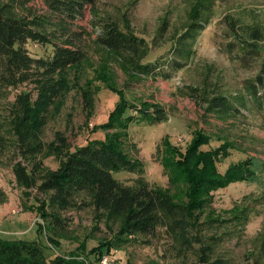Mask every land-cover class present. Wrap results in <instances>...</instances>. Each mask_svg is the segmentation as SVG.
I'll use <instances>...</instances> for the list:
<instances>
[{
	"label": "trees",
	"instance_id": "obj_1",
	"mask_svg": "<svg viewBox=\"0 0 264 264\" xmlns=\"http://www.w3.org/2000/svg\"><path fill=\"white\" fill-rule=\"evenodd\" d=\"M34 0H0V170L9 168L21 190L24 209L34 205L48 228L50 237L66 231L73 212L88 209L95 222L110 233L109 248L136 243L150 245L163 232L167 251L177 264H264V224L251 238L243 263H236L228 241L242 240L252 209L243 207L232 216H207L204 200L151 183L145 169L124 145V129L133 120L159 124L169 119V110L158 101L140 98L130 102L125 91L134 83L150 78L170 79L195 58V44L206 25L215 17V0H194L187 21L172 39L170 57L147 60L149 42L137 36L127 14L120 18L102 16L96 23V37L76 21L85 16L98 0H42L46 10L39 12ZM228 42L225 50L243 65H258V72L246 79L241 92H230L207 76L200 85L180 87L192 98L210 121L233 123L251 108L264 111V23L244 24L239 17H225ZM170 27L164 17L156 41ZM33 41L52 47L50 54L34 55L28 48ZM101 56V75L106 86L121 96L119 105L101 128L104 138H94L74 146L65 134L53 141L43 137L52 103L67 85L65 72L84 66L93 52ZM117 63L126 75L120 88L106 74ZM81 87L88 119L94 115L98 87L81 71ZM26 86V87H24ZM251 103V104H250ZM127 111L133 112L129 114ZM211 124V125H210ZM211 129L219 135L225 129ZM210 130V129H209ZM115 131L113 134H109ZM53 158L57 167L46 164ZM168 166L164 162V167ZM115 171L136 173L133 184L114 176ZM218 174V173H217ZM252 177L246 161L231 165L213 179V187H223ZM0 190V202L4 199ZM35 202L29 204L27 200ZM0 264H69L63 255L48 258L39 241L6 240L0 236Z\"/></svg>",
	"mask_w": 264,
	"mask_h": 264
},
{
	"label": "rangeland",
	"instance_id": "obj_2",
	"mask_svg": "<svg viewBox=\"0 0 264 264\" xmlns=\"http://www.w3.org/2000/svg\"><path fill=\"white\" fill-rule=\"evenodd\" d=\"M216 14L206 25L195 44V58L174 73L170 79H149L134 83L127 88L125 98L138 102L140 98L162 103L170 112L168 120L159 124H147L133 120L124 129L127 149L141 160L145 177L151 183L168 188L172 193L182 191L184 195H196L204 200L207 216H232L243 207L251 208L249 224L241 241H228L227 247L235 256L236 263H243L250 240L264 224V111L252 107L246 116L239 117L233 124L208 125V115L190 97L181 94L180 87L200 85L209 76L230 92H241L245 80L254 76L259 66L241 64L225 50L227 25L225 17H239L244 24L264 23V0H215ZM194 0H98L96 8L88 6L85 16L76 21V27H85L92 38L96 37L94 20L102 16L115 17L127 14L135 34L149 42L151 51L147 60L169 58L172 39L189 17ZM30 5L39 12L45 11L42 0ZM166 17L170 22L167 32L156 41V33ZM260 25V24H259ZM263 50H264V42ZM30 52L34 55L50 54L52 47L30 41ZM162 57V58H163ZM101 56L93 52L84 66L65 72V81L71 89L56 98L50 106L48 120L43 132L44 139L53 141L57 135L65 134L74 146L85 144L94 138H104L100 125L108 121L110 114L119 105L121 96L106 86L101 78ZM81 71L88 72L94 86L98 87L96 109L88 119L81 87ZM116 85L122 88L126 75L118 67L109 66ZM26 87V86H24ZM124 87V86H123ZM251 104V103H250ZM133 114L131 111H127ZM225 129L219 135L211 129ZM210 129V130H209ZM111 131L109 134H113ZM240 161H246L252 177L232 182L223 187H213L218 176L224 177L227 169ZM164 162L168 166L164 167ZM46 164L55 168L58 163L49 158ZM218 173V174H217ZM114 176L127 184H133L136 173L115 171ZM0 190L4 199L0 202V236L6 240L39 241L48 258L63 255L69 264H177L168 253L167 237L162 232L152 244L109 248L110 233L103 224L97 223L90 210L73 212V221L68 229L57 237H50L48 228L39 217L36 207L24 209L21 190L16 186L9 168L0 170ZM29 204L34 203L28 199ZM107 258V262L104 263Z\"/></svg>",
	"mask_w": 264,
	"mask_h": 264
},
{
	"label": "built area",
	"instance_id": "obj_3",
	"mask_svg": "<svg viewBox=\"0 0 264 264\" xmlns=\"http://www.w3.org/2000/svg\"><path fill=\"white\" fill-rule=\"evenodd\" d=\"M104 259H105V260H104V261H105L104 263H106V262H107V258H104Z\"/></svg>",
	"mask_w": 264,
	"mask_h": 264
}]
</instances>
